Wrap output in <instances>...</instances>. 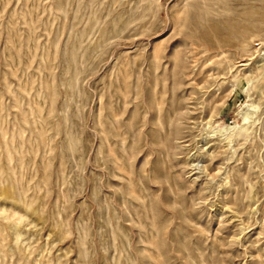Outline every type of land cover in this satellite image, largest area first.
Segmentation results:
<instances>
[{
    "label": "rangeland",
    "instance_id": "obj_1",
    "mask_svg": "<svg viewBox=\"0 0 264 264\" xmlns=\"http://www.w3.org/2000/svg\"><path fill=\"white\" fill-rule=\"evenodd\" d=\"M0 264H264V0H0Z\"/></svg>",
    "mask_w": 264,
    "mask_h": 264
}]
</instances>
